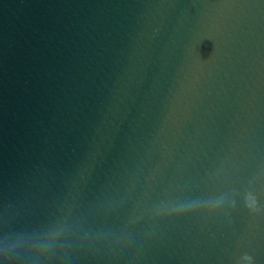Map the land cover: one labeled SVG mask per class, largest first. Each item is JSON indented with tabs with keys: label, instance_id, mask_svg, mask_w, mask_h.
<instances>
[{
	"label": "water",
	"instance_id": "1",
	"mask_svg": "<svg viewBox=\"0 0 264 264\" xmlns=\"http://www.w3.org/2000/svg\"><path fill=\"white\" fill-rule=\"evenodd\" d=\"M96 264H264V0L117 1Z\"/></svg>",
	"mask_w": 264,
	"mask_h": 264
},
{
	"label": "clouds",
	"instance_id": "2",
	"mask_svg": "<svg viewBox=\"0 0 264 264\" xmlns=\"http://www.w3.org/2000/svg\"><path fill=\"white\" fill-rule=\"evenodd\" d=\"M166 210H168L167 206H161L158 209V211ZM64 231L65 227L59 226L48 230L42 236L36 238L18 236L14 240H11L7 243H0V255L7 256L9 254H15L17 249L23 245H31L37 256L47 254L55 250L57 237L60 236ZM0 264H2V262H0Z\"/></svg>",
	"mask_w": 264,
	"mask_h": 264
}]
</instances>
